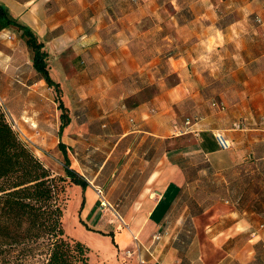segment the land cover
Segmentation results:
<instances>
[{
	"label": "crops",
	"instance_id": "1",
	"mask_svg": "<svg viewBox=\"0 0 264 264\" xmlns=\"http://www.w3.org/2000/svg\"><path fill=\"white\" fill-rule=\"evenodd\" d=\"M0 3L43 44L50 76L65 102L67 125L89 126L90 113L107 112L114 144L106 163L118 152L127 157L121 167H111L106 187L111 204L137 206L122 216L127 226L115 217L110 223L118 222L116 226L101 220L90 185L84 190L83 220L90 219L95 230L113 233L117 253L130 242L133 249L136 235L150 264H170L181 218L192 214L188 205L177 209V202L201 181L202 174L194 175V160L220 174L248 165L257 173L250 187L235 201L226 198L207 206L204 215L213 227L223 223L221 216L228 219L226 235L214 236V246L226 248L215 264L253 263L264 248V0ZM212 101L226 109L212 107ZM177 106H195L200 112L182 119L185 111L180 114ZM238 119L246 123L244 130L232 129ZM114 123L121 130L117 135ZM216 131L229 139L230 148L220 145ZM137 141L152 150L164 143L163 155L137 166L133 159L139 148L132 144ZM140 171L149 172L139 178L142 186H128ZM160 230H168L169 236L153 243Z\"/></svg>",
	"mask_w": 264,
	"mask_h": 264
},
{
	"label": "rangeland",
	"instance_id": "2",
	"mask_svg": "<svg viewBox=\"0 0 264 264\" xmlns=\"http://www.w3.org/2000/svg\"><path fill=\"white\" fill-rule=\"evenodd\" d=\"M262 43L264 44V41ZM32 63L33 50L28 47L26 38L22 37L21 32L16 27L0 31V104L7 114L9 123L53 175L67 176L64 168L67 154L71 167L88 180L93 190L96 186L104 189L109 199L106 189L111 181L109 171L113 165L121 167L125 164L127 157L122 158L118 152L115 159L106 163L107 154L114 144L109 141L111 127L107 125V117H105L107 112L94 110L95 112L89 115V126L84 124L76 129L67 125L60 133L61 114L66 110L65 102L61 100L59 92L51 88L47 82L40 81V75ZM175 109L180 114L185 111L182 119L200 112H195L197 109L195 106H177ZM87 118L85 115L84 118L81 117L85 121ZM113 126L115 134H119L121 130L118 123H114ZM75 137L78 139L76 142L73 141ZM60 141L65 143V149L60 147ZM132 144L139 148L137 156L133 159L134 164L139 167L146 165L154 156L158 159L163 155L165 147L163 143L159 149L152 150L141 145L140 141ZM142 149L146 152H141ZM194 161L198 164L194 175L198 177L199 173L202 174L201 181H198L191 194L187 191L182 193L183 201L177 202V209L180 206L184 209L188 205L192 208V214L188 216L185 214L181 218L180 227L176 232L177 237L172 241L173 253L169 258L170 264H202V262L215 264L223 257L222 253L226 248L214 246V236L223 231L222 235H226L228 219L223 215L220 217L224 220L223 223L217 227L210 226L212 219L204 215V209L226 198L237 200L250 187L251 178L256 177L257 174L252 172L248 165L220 174L205 169L201 159L196 158ZM199 169H204L205 172L203 170L199 172ZM148 173L146 171L135 173L134 182L132 184L128 182V186H142L144 181L139 178L146 177ZM63 186L64 193L61 197L65 209L64 227L70 236L86 242L91 248V264H137L136 257L128 258L125 253L131 248V242L117 253L115 247L118 245L114 241V236L93 229L92 223L88 224L92 222L90 219L88 223L83 220L82 204L83 201L85 202L86 193L82 187L77 188L69 179L64 181ZM95 195L94 209L98 211L101 220L107 225L116 226L118 222L110 223V219L114 218L111 211L102 212L96 191ZM112 203L124 217L129 210L137 207ZM237 238L236 236L233 239ZM194 241L202 242L205 247L197 248ZM263 255L264 248H261L251 264H262ZM39 262L35 258L29 264H39Z\"/></svg>",
	"mask_w": 264,
	"mask_h": 264
},
{
	"label": "trees",
	"instance_id": "3",
	"mask_svg": "<svg viewBox=\"0 0 264 264\" xmlns=\"http://www.w3.org/2000/svg\"><path fill=\"white\" fill-rule=\"evenodd\" d=\"M13 27L33 50L32 64L40 78L58 92L43 44L0 3V31ZM61 118L60 133L69 121L65 112ZM59 143L65 149V143ZM65 159L67 176L53 175L12 128L0 104V264H29L35 258L39 264H91L88 244L66 232L61 197L67 179L83 190L89 182L71 167L67 154Z\"/></svg>",
	"mask_w": 264,
	"mask_h": 264
},
{
	"label": "built area",
	"instance_id": "4",
	"mask_svg": "<svg viewBox=\"0 0 264 264\" xmlns=\"http://www.w3.org/2000/svg\"><path fill=\"white\" fill-rule=\"evenodd\" d=\"M256 20L258 22L261 21V19L259 17H256ZM211 106L214 108H217L218 110H225V104L224 103H219L217 101H212ZM192 123V120L189 119L186 121V124L189 125ZM246 123L243 120H236L235 122H233L232 124V129L233 130H244L246 128ZM215 138L219 141L220 145L225 148L228 149L231 147V143L229 141V139H227L225 137V135L223 134V132L221 131H216L214 133ZM96 193H97V200L99 202V205L101 207L102 211L105 210H110L111 213L113 214V216L119 221V223L123 226H127L126 221L124 220V218L122 217V215L119 213V211L115 208V206L113 204L110 203L109 199L107 198V195L104 191V189H102L99 186L95 187ZM227 202V201H226ZM261 228H264V223H261L260 225ZM169 236V231L168 230H160V232H156L153 234V243H158L160 242V240H162L164 237ZM133 241H134V246L133 249H129L127 250V257L129 258H133L134 256L137 258L138 264H150L149 260L146 258V256H144L143 253V245L140 242L138 236L133 235Z\"/></svg>",
	"mask_w": 264,
	"mask_h": 264
}]
</instances>
